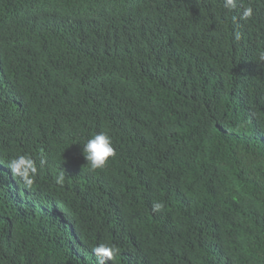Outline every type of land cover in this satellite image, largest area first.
Returning <instances> with one entry per match:
<instances>
[{
    "label": "trees",
    "instance_id": "trees-1",
    "mask_svg": "<svg viewBox=\"0 0 264 264\" xmlns=\"http://www.w3.org/2000/svg\"><path fill=\"white\" fill-rule=\"evenodd\" d=\"M226 3L0 0V264H264V0Z\"/></svg>",
    "mask_w": 264,
    "mask_h": 264
},
{
    "label": "clouds",
    "instance_id": "clouds-1",
    "mask_svg": "<svg viewBox=\"0 0 264 264\" xmlns=\"http://www.w3.org/2000/svg\"><path fill=\"white\" fill-rule=\"evenodd\" d=\"M227 7H234V0H227ZM251 15V9L246 10L245 17ZM260 61H264V52L259 54ZM82 150L87 164L91 169L95 170L103 168L109 157L113 156L114 148L112 146L111 137L106 133H97L93 137L87 140L82 145ZM8 167L14 176L20 177L25 185L31 186L33 183L32 176L37 172L34 161L27 156L21 155L13 158L9 161ZM64 182V175L61 173L57 177V183L62 184ZM164 207L162 202H154L152 209L154 212L160 211ZM97 256L98 264H106V261L111 260L117 249L105 244H99L93 249Z\"/></svg>",
    "mask_w": 264,
    "mask_h": 264
}]
</instances>
